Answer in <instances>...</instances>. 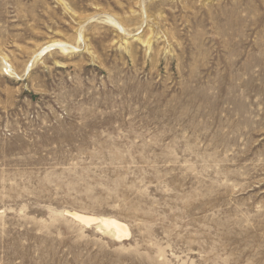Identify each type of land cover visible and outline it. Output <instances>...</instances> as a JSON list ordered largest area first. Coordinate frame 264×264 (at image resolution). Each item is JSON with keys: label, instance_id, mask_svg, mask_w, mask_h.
<instances>
[{"label": "rangeland", "instance_id": "rangeland-1", "mask_svg": "<svg viewBox=\"0 0 264 264\" xmlns=\"http://www.w3.org/2000/svg\"><path fill=\"white\" fill-rule=\"evenodd\" d=\"M231 3L264 12L0 0V57L17 74L0 61V264H264V20L226 71L211 17Z\"/></svg>", "mask_w": 264, "mask_h": 264}, {"label": "bare ground", "instance_id": "bare-ground-1", "mask_svg": "<svg viewBox=\"0 0 264 264\" xmlns=\"http://www.w3.org/2000/svg\"><path fill=\"white\" fill-rule=\"evenodd\" d=\"M258 1L264 3V0ZM239 8L240 5L238 3H231V6L224 7H218L216 5L212 12L211 23L214 33L213 41L218 45L216 52L218 51V48L222 52L221 55L216 54V59H221L224 62V68L226 71H230L242 55L240 49L248 42L250 36L247 32L250 30L254 33L264 20V12L255 14L254 17L247 18L246 15L241 14ZM111 21H113V19H111ZM113 23L123 30L117 21H114ZM255 34L256 41L253 44V47L261 50L264 47V34L259 31H256ZM53 46H58L63 52H66L71 48L64 42L54 40L48 42V46L45 48L47 49ZM42 51L43 49L35 52L31 63L27 66V70L37 61V58ZM259 60V57H254L253 62H258ZM0 61L1 67L5 72L10 76H17L11 64H9L4 57H0ZM65 214L85 227L97 225L99 228L110 231L117 238L129 234L126 224L112 217L96 216L69 210H66Z\"/></svg>", "mask_w": 264, "mask_h": 264}]
</instances>
